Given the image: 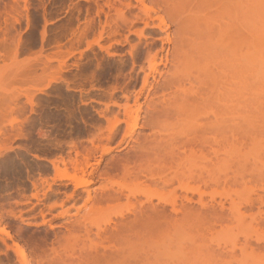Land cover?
<instances>
[{
    "label": "rangeland",
    "instance_id": "374dc122",
    "mask_svg": "<svg viewBox=\"0 0 264 264\" xmlns=\"http://www.w3.org/2000/svg\"><path fill=\"white\" fill-rule=\"evenodd\" d=\"M118 1L0 0V264H52L53 260L55 261H53L54 264H59V260H62L67 254L69 257L66 256L64 261L62 260L65 263L60 260L61 264H68L71 260H80V264H103L105 261L102 256L108 254L107 251L111 245L108 248L105 246L110 244V242L109 244L106 243L108 240L111 241V237L113 238L112 241L114 240L112 245H116L114 248L111 246L112 253L116 254L113 251H118L119 247L122 248L123 245L121 246V244H124L122 251L126 253L121 251L122 255L124 254L122 258H119L120 254L118 253L119 256L112 254L114 259H108L110 264H118L125 256L127 261L125 262L123 259L121 264H127L129 260L128 264L135 262V264H145L142 262L145 257L149 264H264V31L263 34L262 32L260 34L262 35V45L260 46L262 52L260 50L259 53H256L257 56L259 54L260 58L262 57V60H259L261 61L259 62L260 65L254 59V67L251 64L252 58H250L251 61L247 58L249 62H246L248 80L246 82L247 103L245 104L246 125H244L243 130L245 133L243 138L241 135L239 137L242 142L237 143L236 140L239 138L232 140V143L236 142L231 144L227 185L213 183L214 186L209 184L211 189L205 190L206 193L211 191V195L214 197L213 200L208 201L210 197L205 196L210 208L206 207L202 210L199 209L200 207L196 208L198 205L194 202L197 197L194 196L195 199L193 198V200L195 201L191 205H196L194 207L195 213L193 210L191 211L194 214L191 211L186 213L187 218L186 220L182 219L185 222H182L184 223L183 227L181 223L180 230L175 228L176 226H171L173 224L169 220L170 223L165 225L166 228L162 227L164 229H161V231L164 230L162 233L166 234H163L165 246L162 255L155 257L157 259L154 258L155 255L152 257L146 254L142 257L144 254L141 251L142 254L137 252L139 249L141 250V247L146 249V242L154 243L153 240L158 238V235L152 239L151 233L156 235V232H149L148 229H144L151 235L150 237L149 234H145L146 237H150L148 239L142 234L144 231L140 233L138 228L139 233L135 229L129 230L126 222L123 224L125 223L124 227L127 229L122 224L120 226L121 231L119 228L116 229V232L119 230L118 233H121V235L116 233V236L119 235V237L113 236L115 232L110 233L109 231L104 234L107 238L101 235V239H95L93 238L95 237L93 230L96 228L94 227L92 230V226L88 228L92 230L90 235L93 233L91 238L85 236V232L81 233L84 235L82 236V243L86 244L87 241L89 243L93 240L99 247V242L103 241L100 245L106 244L103 246L107 251L102 248L104 250L101 253L105 251L107 254L104 252L100 256L101 253H97V250L99 251L101 248H96V252L93 251L94 248L89 249L88 247L93 244L89 246L87 243V248H84L80 246L81 242H78V245L74 246V237L81 232H76L79 230L76 227L85 223V220L88 221L83 217L92 203L91 199L95 196V191L100 186L99 182L101 183L102 180L100 177L95 178L98 175L96 174L94 175V183L75 188L74 182L69 178L75 173L71 167V163L74 161L72 159H81L82 153L85 154L84 151L88 146L90 150L93 147L96 148L97 135L99 136V133L105 134L107 123L101 116L105 110L104 106L112 103H110L111 99L109 101L108 98L113 95L114 99L118 100L123 93L125 95L130 93L128 95L129 104L133 105L132 100L135 99L136 92H138L136 89L139 90L143 76L139 66L143 65L144 69L147 68L145 62L146 47L150 48L151 46L152 49L154 48L153 51L158 50L160 46H167L168 39L176 44L179 41L178 38H181L180 35L182 38L185 35L182 32L180 34L181 26H184L183 32L186 30L195 34L198 31L199 34L198 29L195 30V27L193 29V26H188L193 29L191 31L184 25L186 22L183 23L182 20L188 16L185 18L187 23L190 19L192 23L197 14V8L195 9V16L194 10L190 14V8L194 9L193 6L198 5L203 0H193L194 3L189 1L190 5H187L191 7H187V10L183 5L180 7L183 6L184 10L177 7L175 3L177 8L182 9V12L185 11L180 16L181 10L177 14V9H174L176 7H171L174 4L171 5L170 3L171 6H167L166 2L169 0H165V3L164 0ZM180 1L179 4H181ZM212 1L214 2V0ZM259 1H257L258 3L253 1V3L256 5L259 4ZM261 1L264 2V0ZM246 2L249 3V5L247 4L249 7L246 9L251 8L250 10H252L255 5L251 4V0V3L249 0ZM187 5L185 4V6ZM262 5L260 7L263 13L258 12L262 14L260 25L264 27V4L262 3ZM169 9L175 11L174 14L177 15L173 16L171 11L168 13ZM141 10L143 13L151 14V17L160 16L163 18L166 24L164 28L157 29L155 26L158 25L157 21L156 24L149 21L146 27L143 22L146 23L148 19L144 17L146 15ZM116 11L117 15L115 14ZM118 12L124 15L123 18L126 17L127 22L122 19V15ZM185 13L187 15H184ZM250 13L246 14L247 17H251ZM252 14L254 17V13ZM190 15L192 18H189ZM135 16L141 19L137 20L138 17L135 18ZM122 22H126V25ZM253 25L255 26L257 23ZM252 28L254 27L252 26ZM262 29L264 30V28ZM116 31L119 33L116 34ZM112 32H115V35ZM247 32V40L250 38L254 40V37L251 36L253 33ZM251 39L249 40L250 46L253 45ZM116 40L118 44L114 43V41L117 43ZM95 41L97 44L94 43ZM98 45L102 49H98ZM102 45L107 46L105 48ZM248 51L251 52L250 48ZM251 55H253L252 52L250 57ZM138 67L139 70H137ZM160 71L163 72L162 66ZM258 71H260L259 81L257 77L255 80L257 74L255 72ZM124 81H128L125 82L126 85ZM130 83L131 85H128ZM127 85L128 87L124 88ZM112 87L116 89L117 94ZM122 87L125 90L121 89ZM127 88L129 90H126ZM144 97L140 99V104L144 102ZM122 102L124 100H121ZM111 105L108 106L110 110ZM143 110L145 107L142 106ZM153 116L157 117V115ZM151 120L148 119V121L155 123L154 120ZM157 121L159 120L157 119ZM149 124L152 125V123ZM146 127L138 129L136 134H148L149 127ZM122 129H124V125L121 126V131L116 135L117 138L115 137L112 144L115 145L118 142ZM234 136L238 137L237 135ZM93 139L97 142H94ZM92 141L95 143L94 146ZM101 145H106V143L102 142ZM75 151L81 152V155L78 153L80 155L78 156ZM100 152L98 151L96 154L94 152L90 162L91 160L93 163L100 161L99 168L101 170L105 169V163L110 158L124 154L123 151L119 153L114 151L99 160ZM82 159L81 161H83ZM100 169L99 171H101ZM219 184L221 185L220 188L218 187ZM225 187V190L229 191L226 192L232 201L227 197L226 200L222 198L224 195L221 193ZM221 195L223 196L221 197ZM174 200L177 202L176 205H178L179 200L180 202L183 201L180 198ZM169 201L171 202V200ZM212 201L215 204L214 202L212 204ZM218 201L221 202L222 206L216 204ZM222 201L225 202L222 203ZM169 205L164 206L168 214H172ZM236 209H238L239 214H235ZM185 212L187 211L185 210ZM185 212H183V216H185ZM126 215L128 216V214ZM178 215L179 213L176 215L177 218L180 217ZM183 216L180 218H185ZM190 217H193V220ZM79 222L80 224H78ZM169 226L170 228H168ZM176 229L179 231L178 233L175 232ZM172 231L176 234H170ZM168 232L170 233L168 234ZM75 233L77 234L74 235ZM96 233L97 231H95ZM124 233L127 241L129 239L130 242H134L130 243L131 246L122 237ZM107 234L110 235L107 236ZM140 234H142L141 237H139ZM167 234L168 238H166ZM120 236L125 239L123 243L120 242L123 239L118 240ZM66 238L68 248L66 243L65 247L69 251L63 247ZM78 238L76 236L75 239ZM116 239L117 244H115ZM84 240L86 241L84 242ZM78 246L82 248H80L81 251ZM153 246L151 249L156 248ZM16 247L22 249V256L16 251ZM115 247L116 250H114ZM85 249L92 250L91 253L97 254H90V251ZM81 252H84L85 255L81 256L84 254ZM73 253L74 255L77 253V255L72 259ZM139 253L142 259L144 258L143 260L141 257L139 258ZM53 254L56 255L53 256ZM98 254L99 256H97ZM133 254H137L138 256L135 255L137 258L132 257L130 259L129 257ZM57 255H60L59 259ZM100 257L103 261L99 260ZM151 257L152 259H150ZM66 258L70 260L67 263ZM108 258H112V256ZM115 258H118L119 261ZM105 264L109 263L105 262Z\"/></svg>",
    "mask_w": 264,
    "mask_h": 264
},
{
    "label": "bare ground",
    "instance_id": "6f19581e",
    "mask_svg": "<svg viewBox=\"0 0 264 264\" xmlns=\"http://www.w3.org/2000/svg\"><path fill=\"white\" fill-rule=\"evenodd\" d=\"M172 1L171 0L167 1L166 2L167 6L170 7L172 4H174L171 7L174 6L176 7L175 5L176 3L177 7L183 8L184 6L185 10H187L188 9L187 7H189L187 4H189V1L191 3V1L193 0H185V1L183 0L184 2L182 0L181 1L176 0L174 3ZM179 1L181 4H179ZM216 1L217 0H214V2L212 0L209 1L203 0V2L200 3L197 1L199 3L198 5L196 3H195L196 5L191 4L192 6L194 5L193 7L195 8L193 9L190 8L191 6L189 7L191 10V11L189 10L191 12L190 14L193 13V10L195 12V9L197 8L196 9L197 14L196 12L193 13L194 16L196 14L195 19L193 18L192 23L190 21L191 19L188 20L187 23L185 18H188V16L184 17L183 20L185 21L182 20L183 23L184 22L187 23V25L186 23L184 24L185 26L187 27L193 26L192 27L193 29L194 27L195 30L198 29L199 34L197 33L198 31L194 34L191 32L189 33L186 30H184V32H186L184 33L183 32L184 26H181L180 34L182 32V34L185 35H183V38L182 35H180L182 39L178 38L179 40L177 41L178 43L176 42V40H175L176 42L175 44L173 41L170 42V40L168 39L167 41L169 42H167L168 43L167 46L164 45L160 46V49L158 50L155 48L156 50L153 51L154 48L152 49L151 46L150 48L146 47L147 51L145 50L146 52L145 62L147 64L146 65L147 68L144 69L143 65L139 66L140 72L143 73V76L141 77L142 82L140 81L141 85H139L140 86L139 90L136 89L138 92H136L135 99L134 101L132 100L133 105L129 104L130 98L128 95L130 93H128V91H127L128 95H125L123 93L118 100L114 99L115 97L113 95L111 96L110 94L111 97L108 99L109 101L111 99L110 103L112 102L111 103L112 105L109 103L108 104L111 105L110 106L111 110L108 107L109 105L104 106L105 110L101 116L105 119L107 123L106 131L104 130L105 134L99 133L100 134L99 136L96 134L97 135L96 140L98 141V143L96 144V148H94L93 147L95 145L94 142L97 141L93 139L94 142L92 141V143L94 144L92 147L94 149L92 148L91 149L92 151L90 150L89 146L88 147L86 146L87 149H85L84 151L86 155L84 154L85 155L84 156L82 153V156L84 157L81 156V159L83 158L82 159L83 161H81V159L76 160L77 158L72 159L74 160V161L71 160L72 163L70 161L71 167L75 173L71 175V177L69 178L72 179V181L74 182L75 188L82 186L84 187L85 185H90L94 183L93 182L95 181L94 175L96 174L98 175L95 178L100 177L102 180L101 183L99 182L100 186L97 188L98 190L95 191L94 194L95 196L93 197V199H91L92 203L90 204V207L89 208L87 207L88 210L86 212V215L84 217L82 216L83 219H87L88 221L85 220V223H82V225H84L83 227H81L82 225L79 222L78 224H80V226L78 224L77 225L80 228L76 227L79 229L76 230V232L81 231L80 234L82 232H85L84 235L87 236L88 238L89 236L91 238L93 235H95V237L93 238L101 239L100 236L108 233L109 231L110 233L115 232L113 233L115 234L113 236H116V233L121 235V233H118L120 230V226L122 224V226L124 227L125 223L123 224V222H126V224H128L129 230L135 229L137 233H139L140 231H141L140 233H142L144 231V233L142 234L143 235L149 234L150 237L151 235H153L152 239H154V237L158 235V238H155L156 240L155 239L153 240L154 243L150 242L149 240H146L152 243L150 245L149 242H146L147 243L146 249L141 247V250L140 249L138 251L135 250L137 252L141 251L144 254L142 255V257L146 256L147 254V255H151L152 257L155 255L154 256L155 258L159 255L160 256L162 255L163 247L165 246L164 235L166 234L162 233L164 232V230L161 231V229L166 228V226L171 221L172 222L171 224L173 225L171 224L170 225L176 226L175 228H178V230H180L181 223L185 222L182 221V219L186 220L187 218L186 213L188 214L189 213L188 211L191 210H193L195 213L194 207L196 205L192 206L193 205L192 203L195 201L193 200L194 196L197 197V200L194 202L198 205V207L196 208L200 207L199 209L201 210L203 208L205 209L206 207L210 208L209 204L206 202L205 196L210 197L208 201L213 200L214 197L211 195V191L210 193H206L205 190L209 189L213 183L217 185L218 183L227 185L228 183L227 178L229 176L228 172L230 170L229 161L231 158L230 156L231 155L230 151L232 148L231 144H234L236 141L237 143H239V141L242 142L240 139L243 138V134L245 133V132L243 133V130H244V125H246L245 104L247 103L246 82L248 80L247 78L248 76L246 77V73H247L246 62H249V60L251 61L250 58H252L251 64H253L254 66L255 61L256 63L258 62L257 63L258 65H260L259 62L261 61L259 60H262L261 59L262 57L260 58V55L258 54L257 56L256 53H259L260 50H261L260 52H262V48L260 47L262 45V41H261L262 35L260 34L261 32L263 34L264 30L262 28L264 27L260 25V23L262 22V14H260L259 12L263 13L261 7L263 6L262 3L264 4V2L261 0H260L261 2L259 0H251L252 2L251 3L249 0V2L252 5L254 4L253 1L255 3H258L257 1H259V4L256 5L254 4L255 5L254 8L250 6L253 8L252 11L250 10L251 8L246 9L249 7L247 6V4L249 5V3H247L248 1L246 2V0H218L217 2ZM182 2L183 3L186 2L185 4L187 6H185V4H183ZM180 5L183 6L180 7ZM126 7L128 6L126 5ZM177 7L174 9H177L176 12L177 14H179L180 12H182V9H179ZM171 9L173 10V8ZM171 9L168 10V13L170 11L171 13L173 12ZM121 12L118 13L122 15ZM141 12L143 13V10H141ZM174 12L172 13V15L176 16L177 14L175 15ZM183 12L180 13L179 16L183 14ZM247 12L251 14V17L253 16L252 13H254V17H252V19L250 16L247 17V15L249 14V13L247 14ZM115 14L117 15V11ZM143 14L146 15L144 17H147L148 19L146 23L143 22L144 25H146V27L149 24V21L153 24L157 21L158 25H155L157 29H162V27L164 28V26L166 25L164 19L161 18L160 16L151 17L150 16L151 14L149 15V13L147 14V12L146 13L144 12ZM143 14H141L142 17ZM184 15H187V13H185ZM123 16L124 15H122V19L127 22L126 17L123 18ZM137 17L138 16H135V18ZM140 17H138L137 20L141 19ZM189 18H192L191 15ZM255 19L257 21L259 20V22H257ZM126 22L125 23L122 22V23L126 25ZM246 22L249 23L250 25H248ZM252 23L253 24L257 23V25L254 26ZM246 25H248L249 27ZM152 26L155 27L154 25ZM252 26L254 28H252ZM191 27L188 28H190V30L192 31L193 29H191ZM247 28L250 30H248ZM259 29H261L262 31ZM117 32L118 31H116V34ZM246 32L247 33L250 32V34L253 33V35L251 36L254 37V40L250 38L251 41H253L252 43L253 45L251 46H250L251 43L249 41L250 39L248 38L249 40H247L246 36H248V34L246 35ZM114 33L112 32V34ZM118 36L119 38H121L120 35ZM114 38H116V36ZM96 41L94 43L97 44ZM114 43L118 44V41L117 43L114 41ZM109 46L110 44L107 47L109 48ZM99 48L102 49L98 45V49ZM249 48L253 54L251 55V57H250L251 52L248 51ZM247 52L249 57L247 55ZM256 57L257 58L259 57L260 59L258 58L257 60ZM161 66L163 67V72L160 71ZM139 67L137 70H139ZM259 72L260 71L255 72L258 74L255 75V80H257L258 78ZM125 82L128 81H124V83ZM128 85H131V83ZM128 85L124 86V88L128 87ZM115 88L117 89V87ZM115 88L113 89L112 87L114 92L116 91ZM124 88L122 87L121 89ZM126 90L129 89L127 88ZM115 93L117 94V91ZM143 96H145L144 102L140 104V99ZM121 100H124V102L121 103ZM142 106L145 107V110L143 111H142ZM143 113L145 116L143 115ZM153 115L155 116L157 115V117L155 118ZM148 116H150L151 118ZM146 118L147 120H145ZM148 119L149 120L152 119L151 121L154 120L155 123L148 121ZM157 119L159 121H157ZM146 121L152 123V125H150ZM122 125H124V129H122V134H120L121 136L119 135L120 139H118V142H116V144L114 145L112 143L113 141H115L116 135L119 133V131H121L120 128ZM145 126L149 127L148 128L149 133L147 132L148 134H144V135L136 134V131H138V129L145 128ZM98 132H100V130H98ZM135 135L136 138H134ZM234 135H237L238 137H235ZM240 135L242 136L241 138H239ZM236 138H239V140L237 139L232 143V140H235ZM102 142H104V144L106 143V145H101L102 146L101 147L100 144H102ZM92 143L90 144V147ZM98 151H101L100 155H98L99 160H101L103 156L108 155L114 151L118 153L123 151L124 154L110 158L105 163L104 166L105 169L103 168L104 170H101L99 168L100 161H95L93 163L92 162L93 160H91L92 164H90L91 163L90 158L92 157V154L94 152L96 154ZM78 153L79 152H77V155ZM77 155L75 156L77 157ZM99 169L102 172L99 171ZM209 184H211V186H209ZM217 185L215 186L217 187ZM218 187L220 188L221 185ZM225 189L226 187L222 190L225 193L223 192L221 193L225 196V198L223 195H221V197L223 196L222 198L224 200H226L227 198H229L230 200L231 197L228 194L229 191ZM175 198H180L184 202L183 201L180 202L179 200L180 204L178 203V205H176L175 203L177 202L176 200H174ZM169 200H171L172 203ZM214 201H212V204ZM224 202L225 201H222V203ZM166 204L167 205L170 204L169 206H170V210L172 211L171 212L172 214H168L167 209L164 206ZM216 204L222 206L220 201L216 202ZM185 210L187 212H185ZM182 211L185 212V216L182 215L184 214ZM235 212H236L235 214H239L238 209H236ZM178 213H179L178 216L180 217L183 216L185 218H180V217L177 218L176 215ZM194 213L192 212V214ZM126 214H128V216ZM189 215L191 216V214ZM190 218L188 219L191 220L193 217L191 219ZM183 224L184 223H182L181 225L182 227ZM90 226H92V230L94 227L96 228V230L95 229L93 230L94 234L92 233L93 234V235L91 234L92 236L90 235V233L92 232V230H90L91 228L88 229ZM118 228L119 230L116 232V229ZM124 228L127 229V227ZM168 228H170V226ZM144 229L145 230L148 229L149 232L150 231L156 232V235H154L153 233H151L150 235V233L145 231ZM178 230L176 229L175 232L178 233L179 232ZM95 231H97L96 234ZM169 233L170 232H168V234ZM76 234L77 233H75L74 235ZM80 234L76 235L77 238L80 236L77 240L75 239L76 236L74 237L75 240L74 246L78 245V242H81L80 246L87 248L88 241L86 244L82 243L83 242L82 236L84 235L83 234L80 235ZM142 234H140L139 237H141ZM168 234L166 238H168ZM170 234L173 235L174 234L173 231ZM108 235L110 234H107V236ZM146 235L144 237H146ZM116 237H119V235ZM122 237L124 238L126 237L125 233L124 236ZM150 237H148V239H150ZM99 239L98 241H100ZM112 239L113 238L111 237V241ZM119 239H123V238H121L120 236L118 240ZM125 239L121 240L120 242L123 243ZM65 240L66 242H64V246L63 244L62 246L65 249H67L68 240L67 238ZM85 241L86 240H84V242ZM111 241L108 240V243H106L109 244L110 242L109 245L103 244L106 245L105 248L106 247L108 248V246L110 245L113 246L112 248L116 246V245H112L114 244V240L112 241V243ZM116 241L117 239L115 240V242ZM120 242H118V244H120ZM126 242L129 243V245L131 246L132 244L130 243H132L133 241L130 242L129 239L128 241L126 239ZM65 243L67 248L65 247ZM101 243H103V241L99 242V247H98L97 243L96 242L94 243V241L91 240L88 244L89 246L92 244L93 245L88 248L89 249L94 248L93 249L94 252H96L95 251L96 248H101V250L100 249L99 251L97 250V253L99 252L101 253V251L105 249L103 245H100ZM115 244H117V242ZM153 244L155 245L153 246ZM122 245L124 246V244H121V246ZM111 246L108 248L110 252L105 249V251H107L108 254L105 251H103V253L105 252L107 255L103 253L100 254V256L103 254L102 256L103 260L109 264L111 262L108 261L114 259V256H119L118 254H120L119 258H122V256L124 255V254L122 255V253H126L122 251L123 250L122 249L123 246H122V248L121 247L118 248L119 249L118 251L116 250L115 247L114 250L116 251L113 252L114 253L116 252V254L117 253L118 254L117 255L113 254L112 253L113 249L111 248ZM152 246L156 248L151 249ZM81 247L78 246V249L80 250ZM67 250L69 251V249ZM85 250L88 251L87 249ZM16 251H18L19 255L22 256L23 254L22 249L17 248ZM89 251L90 254H95L94 252L91 253L92 250ZM87 253L86 256H88ZM55 255L56 254H53V256ZM76 255H74L73 253V256H71V258ZM84 255L85 253L81 254V256ZM135 255L137 254H133V256L131 255L129 258L130 259L132 257L137 258L135 257ZM97 256H99V254ZM104 256L106 257L104 258ZM111 256L112 258H108ZM58 257H60V255H57V258ZM65 257L62 258V260L65 259ZM125 257H123L124 260ZM140 257L141 255L139 256V258ZM152 257L150 259H152ZM102 258L100 257L99 260H101ZM60 260H59V264H61ZM68 260L69 259L66 260V263L68 262ZM74 260L76 259L74 258ZM122 260L121 262H123ZM144 260L142 262H145V264L147 263L149 264V262L146 260V257ZM53 261L51 262L52 264H54L55 262ZM72 261L73 260H71V262ZM126 261L127 260H125V262ZM129 261L127 262V264L129 263ZM71 262H69L68 264H70ZM73 262H75L76 264H80V260ZM73 262L72 264H75ZM105 262H103V264H105ZM121 262H118V264H121Z\"/></svg>",
    "mask_w": 264,
    "mask_h": 264
}]
</instances>
